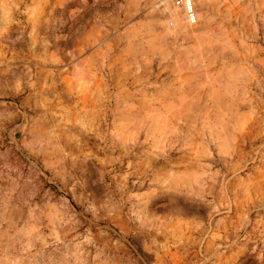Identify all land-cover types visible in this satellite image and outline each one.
Instances as JSON below:
<instances>
[{
	"label": "rangeland",
	"instance_id": "rangeland-1",
	"mask_svg": "<svg viewBox=\"0 0 264 264\" xmlns=\"http://www.w3.org/2000/svg\"><path fill=\"white\" fill-rule=\"evenodd\" d=\"M190 1L0 0V264H264V0Z\"/></svg>",
	"mask_w": 264,
	"mask_h": 264
},
{
	"label": "built area",
	"instance_id": "built-area-1",
	"mask_svg": "<svg viewBox=\"0 0 264 264\" xmlns=\"http://www.w3.org/2000/svg\"><path fill=\"white\" fill-rule=\"evenodd\" d=\"M223 1H225L226 3H231V2H234L235 0H223ZM184 5H185L187 13L192 14L193 8H192L191 1L190 0H184ZM171 25H173V24L171 23Z\"/></svg>",
	"mask_w": 264,
	"mask_h": 264
}]
</instances>
